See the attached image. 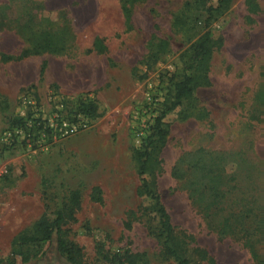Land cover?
Segmentation results:
<instances>
[{"label": "rangeland", "instance_id": "rangeland-1", "mask_svg": "<svg viewBox=\"0 0 264 264\" xmlns=\"http://www.w3.org/2000/svg\"><path fill=\"white\" fill-rule=\"evenodd\" d=\"M122 1L0 0V52L14 55L42 32L58 49L26 57L20 84L0 80V133L26 90L42 104L56 91L68 112L90 101L100 113L84 130L44 147L23 140L0 148L3 260L19 231L42 212L52 218L66 192L78 189L80 203L66 234L85 263L110 264L100 251L121 248L143 251L149 264L172 263L160 252L155 218L138 210L131 152L179 77L188 45L204 31L205 13L195 0H127L125 26ZM254 2L250 13L244 0H231L210 22L209 85L166 117L170 129L159 153L156 190L174 233L189 248L207 252L210 261L191 255L200 264H253L246 242L264 264V0ZM174 17L184 25L174 26ZM93 37L102 39L104 52H86ZM158 39L167 41L166 49L146 65ZM42 60L39 75L30 65ZM21 65L0 62L9 73H19ZM177 110L186 117L177 118ZM92 186L101 191L100 203L88 196ZM41 248L23 264H70L56 253L53 239Z\"/></svg>", "mask_w": 264, "mask_h": 264}, {"label": "trees", "instance_id": "trees-1", "mask_svg": "<svg viewBox=\"0 0 264 264\" xmlns=\"http://www.w3.org/2000/svg\"><path fill=\"white\" fill-rule=\"evenodd\" d=\"M244 1L247 12H255L257 7L254 0ZM230 2L231 0H214V4H212L210 0L194 1L196 8L205 13L203 19L204 31L188 45L179 77L171 82L169 94L158 104L145 135L141 138L139 145L133 148L131 152V159L139 180L135 192L142 201L141 205L138 206V210L141 214H151L155 218V235L159 239L160 252L172 260L171 264H200L198 261H210L204 249L189 248L188 243L174 233L169 215L156 190V172L159 171L160 166L159 153L170 129V122L166 119L167 115L172 113L182 101L190 99L195 89L209 85L208 71L214 40L209 33L208 26ZM120 11L125 26H129L130 8L127 0H123L120 4ZM184 23L185 21L181 17H174L172 21V24L178 27L184 25ZM166 46V40L158 39L153 49L146 55V65L155 61L158 54L166 49ZM57 50L51 44L48 33L42 32L33 45L21 48L14 55L0 52V62L19 61L44 52L55 53ZM92 51L95 53L105 51V46L100 37H93L90 47L86 49V52ZM45 65V61L42 60L39 64V75L42 74ZM73 111L90 121L100 116L95 104L90 101H79ZM175 114L177 118L186 117V114L181 110H177ZM21 120L16 115L9 120L8 127L20 123ZM88 196L95 202H101V191L97 186H92L89 189ZM143 200H145V203ZM79 203V190H68L64 196V201L52 211V218L42 212L27 228L19 231L14 236L10 255L5 260L0 258V264L26 263L30 259L41 255L43 252L42 245L52 239L54 240L56 253L66 262L70 264H87L82 260L81 248L75 242L69 240L66 234V225L75 219L74 210ZM124 225L128 227L129 221H125ZM245 246L252 263L263 264L253 246L249 242H246ZM192 254L198 258V261L193 257L191 258ZM100 255L103 260L110 264H149L143 251H131L129 248H121L106 253L100 251Z\"/></svg>", "mask_w": 264, "mask_h": 264}, {"label": "built area", "instance_id": "built-area-1", "mask_svg": "<svg viewBox=\"0 0 264 264\" xmlns=\"http://www.w3.org/2000/svg\"><path fill=\"white\" fill-rule=\"evenodd\" d=\"M16 115L22 120L0 133L1 148H10L23 140L44 147L48 140L57 142L72 136L92 122L73 110L68 112L64 98L56 91L50 92L43 104L31 90L24 91L19 96Z\"/></svg>", "mask_w": 264, "mask_h": 264}, {"label": "crops", "instance_id": "crops-1", "mask_svg": "<svg viewBox=\"0 0 264 264\" xmlns=\"http://www.w3.org/2000/svg\"><path fill=\"white\" fill-rule=\"evenodd\" d=\"M9 62H11V61H8V62H5V63L7 64ZM17 62L20 63V65H21L22 63H25V58L24 59H21V60H19ZM31 62L33 63V64L31 63V65H30L31 66V69H33V67H34V68H36L38 70L39 62H37V61H36V63H34L33 61H31ZM48 67H49V65H48ZM27 70H28V64H26L24 66L21 65L20 66V69H19V73H12V72L9 73L10 71L5 70L3 68V66H0V80L2 78H6L8 81L9 80L12 81L13 84L14 83H19V82L21 83L22 80H20V79L22 78V75L20 73L23 74L24 72H27Z\"/></svg>", "mask_w": 264, "mask_h": 264}]
</instances>
